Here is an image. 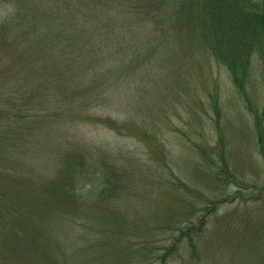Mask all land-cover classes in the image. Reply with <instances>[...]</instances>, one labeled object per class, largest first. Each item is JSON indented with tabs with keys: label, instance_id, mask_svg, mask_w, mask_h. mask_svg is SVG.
<instances>
[{
	"label": "trees",
	"instance_id": "trees-1",
	"mask_svg": "<svg viewBox=\"0 0 264 264\" xmlns=\"http://www.w3.org/2000/svg\"><path fill=\"white\" fill-rule=\"evenodd\" d=\"M137 1L136 8H125V18L116 25L118 18L109 17L117 15V12L124 14L120 12L124 8H118L119 4L111 1L41 0L35 3L32 0H17L21 9L16 15L24 17V25L27 27L25 31L28 32L21 31V36L17 38L6 30L8 36H13L11 42L7 38L3 40V35H0V59L4 57L2 49L13 48L11 56L15 62L24 66L26 64L25 69L13 75L14 82L18 85L22 79L24 82L19 83L26 89H15L0 99V242L7 244L27 238L36 241L40 236H47V231L40 234L31 228L33 225L35 228L42 226L41 212L57 210L68 218L70 224L67 240L72 241H67L68 250L79 249L82 245L80 243L85 241L83 244L94 249L97 255H111L112 260L122 261V264H141L139 257L144 256L132 246L126 248L122 243L132 233L137 236L153 231L140 221H137L136 230H133L128 217L120 214L124 211L115 207L117 205L111 203L110 198L106 202L107 207L101 205L108 188L116 192L115 187H119L110 175L115 169L91 155L81 162L73 161L75 155L67 161V166H61L56 180L47 183L41 177L38 167V164L44 166V160L34 158L38 157V153L33 150L34 143L31 140L35 141L34 137L39 135L36 131H42L46 124L50 130H57L59 115L67 111L76 114L71 119L109 124L112 118L92 117L88 111L96 109L92 99H115L125 103L130 96L147 93L162 98L161 87L164 83L171 86L176 83L180 92L178 94L183 97L178 98L183 99V103L192 97L193 105L188 111L192 130L196 123L198 125L195 128L206 124L205 118L197 110L198 103L205 114H210L211 121L216 120L214 127L218 129V132L215 130L206 136L203 128L195 130V135L200 138L204 136L205 141L197 142L193 149L197 151L200 161L209 168L207 176L213 188L211 185L206 191L196 188H188L185 193L181 191L185 194L182 201L193 204V210L187 213L193 215V218L180 226L179 236L173 239L174 245L185 244L189 251L190 248L193 250V258L200 261V244L208 232L210 219L224 205L264 200V181L258 184L260 187L249 185L232 171L228 143L220 130L224 116L222 102L225 99L220 96L219 86L212 83L216 79L213 70L227 73L232 84L230 100L234 96L237 102H244L250 114L255 115L253 123L248 118L253 127L249 128L256 137V148L264 158V0ZM110 28L113 32H109ZM2 29L0 27V34ZM45 41L49 45L58 46L63 42L61 50L70 48L73 53L80 52L89 57L91 63L97 62L98 65L103 61L99 59L107 54L108 58L114 60V64H107L105 69L98 70V75L94 74V79L90 80L83 74L85 70H80L79 74L70 70L72 62L69 51L68 55L63 54L60 58L64 60L69 56V63H58L61 68L59 80L63 86L56 88L57 82H54L47 91L41 82H28L36 66L47 65L50 57L55 59V50L50 48H41L31 53L35 46ZM124 49L125 52L122 51ZM199 51L203 52L200 57L197 56ZM64 62L67 64L64 65ZM77 64L80 65V60ZM57 71L58 68L55 73ZM172 76L174 79L170 80ZM131 79L136 82L138 80L137 84L131 82ZM224 90L227 92L225 87ZM56 91L65 93L68 104L57 105L51 102L59 98ZM168 91L170 95L175 93V90ZM81 95L85 109L80 104L79 109L76 107V97ZM261 108L262 115L259 114ZM166 110L160 104L154 110L146 105L140 106L138 112L143 116L140 127L144 129L151 126L155 129L152 136L156 137L160 133V118ZM30 156L36 164L26 161ZM79 166L81 174L77 177ZM75 176L76 182L69 186L68 179ZM96 212L111 214H104L103 221H97ZM98 224L114 227L113 239L104 242L99 251L96 250ZM94 231L95 244H92L90 234ZM58 244L61 249L62 242ZM170 247L162 251L168 255L172 251ZM151 253L152 249H148L144 255L147 258ZM111 259L101 262L107 264ZM156 261L154 259L153 262ZM145 263L150 264V261Z\"/></svg>",
	"mask_w": 264,
	"mask_h": 264
},
{
	"label": "rangeland",
	"instance_id": "rangeland-1",
	"mask_svg": "<svg viewBox=\"0 0 264 264\" xmlns=\"http://www.w3.org/2000/svg\"><path fill=\"white\" fill-rule=\"evenodd\" d=\"M32 1L36 3L41 0ZM109 1L119 4L118 8H124L120 11L124 14L117 12V15L109 17V19L118 18L115 22L116 25L122 18H125L123 16L127 12L126 9L132 10L137 7L138 3L137 0H107V2ZM105 5L108 6L107 3ZM20 9L17 0H0V27L1 29L4 27L0 35H3V40L7 38L8 42H11L13 36H8L10 33L19 38L21 31L28 32L25 31L27 27L24 25V17L16 15ZM137 17L139 16L137 15ZM6 30L9 34L5 33ZM109 32H113V30L110 28ZM182 36L188 38L187 35ZM47 42L35 46L31 53L39 51L41 48H50L55 50V59L52 60L50 57L47 65L36 66L32 70L28 82H41L48 91L54 82H57L56 88L62 85L59 80L61 68L58 67V63L68 62L69 56L64 60H60V58L63 54V56L68 55L71 49L61 50L63 42L60 46L58 44L49 45ZM77 46L80 48L79 42H77ZM2 50H4L1 51L4 52V57L0 59V99H4L10 91L15 89L18 91L26 89L22 83H19L24 82L22 79L17 85L13 78V75L26 68V64L24 66V64L15 62L16 60L11 56V53L14 52L13 48ZM122 51L125 52L126 49ZM202 53L199 51L197 56H202ZM79 54L80 52L73 53L71 51L72 64L69 68L76 74H79L80 70H85L83 74H86L90 80L94 79V74L98 75V70L105 69L107 64H114V60L108 58L107 54L99 59V61L103 59L102 63L104 64L100 63L102 65H98L97 62L91 63L89 57ZM79 60L80 65L77 64ZM66 62L63 64L66 65ZM57 68L58 71L55 73ZM213 73L214 79H216L212 83L219 86L220 96L225 99L222 102L224 116L220 130L228 143V156L232 161V171L246 181L245 183L260 187L258 184L264 181V158L258 152L256 137L249 128H253L250 120L253 123V120H256L255 115L250 114L244 102H237L234 96L230 100L232 84L227 73H219L216 70L215 72L213 70ZM173 79L174 76L170 78V80ZM131 82L137 84L138 80L136 82L131 79ZM200 83L202 84V79ZM262 83L264 87V82ZM224 87L227 92H223L225 91ZM132 88L135 89V85ZM161 88L163 89L162 98H156L147 93L130 96L128 99L124 98L127 99L125 103H119L115 99L114 101H112L113 99L110 101L108 99L106 101L92 99L91 101L96 105V109L88 110L92 117L112 118L109 124L93 123L77 118L71 119L76 114L67 111L66 114L59 115L57 130H50L47 124L42 131L38 129L36 132L39 135H36L35 141L31 140V143H34L33 150L38 153H36L38 157L34 158L44 160V166L38 164L41 177L45 178L43 180L47 183L54 182L61 166H65L71 156L75 155L72 160L76 162L86 160L91 155L100 159L102 164H109L110 167H113L115 170L110 172V175L119 187H115L116 192L113 188H108L101 205L107 207L106 202L110 198V202L117 205L115 207L124 211L120 214L128 217L133 230H136L137 221H140L153 231L152 233L146 231L147 233L144 232L137 236L132 233L122 243L126 248L132 246L144 256V258L139 257L138 261L141 264H146L147 260L150 261V264H264V200L224 205L210 219L203 243H197L201 248L200 261L193 258V250L190 248L189 251L188 246H184L185 244L174 245L173 239L179 236L180 226H183L186 221L190 222L193 218V215H189L190 210H193V204L182 201L184 193L188 188L203 191H206L205 189L211 185L213 188L212 181L207 176L209 168L200 161L201 158L197 155V151L193 149L197 142L205 141L204 136L200 138L195 135V130L203 128L206 136L218 132V129L216 130L214 127L216 120L211 121L210 114H205L202 111V106H199L198 103L197 110L200 116L205 118L206 124L204 127L200 125L199 128H195L198 125L196 123L192 130L189 125L190 114L188 113L193 105L192 97L183 103V99H180L183 97L178 94L180 92L176 88V83L172 86L164 83ZM110 89L111 85L107 90V96ZM168 89L175 90V93L168 94ZM56 93L59 98L53 99L51 101L53 104H68L64 92L56 91ZM82 96L76 97L78 109L79 104L84 109L86 108L85 103L81 101ZM159 104L161 108L167 110L159 121L160 133L153 137L155 129L151 126H146L144 129L140 127L143 123L141 122L143 116L138 112V108L146 105L154 110L155 107H159ZM67 107L71 108L68 105ZM259 114H263V108L259 110ZM32 159L30 156L26 161L31 162L32 165L36 164ZM65 160L66 162H64ZM80 170L79 166L76 170L77 177L81 174ZM76 176L68 179L69 186L76 182ZM231 190L234 192V189ZM250 190H247L246 193ZM104 214L110 215L111 213L96 212L95 219L103 221ZM39 215L42 226L35 228L33 225L31 229L40 234L47 231V236H40L36 241L27 238L22 241L13 240L7 244L0 242V264H103L101 260L111 259V255H97L94 249L87 248L83 244L85 241L80 243L82 245L79 249L68 250L67 241H72L71 239L67 240L70 224L68 218L63 216L61 211L47 209ZM113 228L112 225L99 226L98 224L99 239L96 250H102V244L113 239ZM94 234L95 231L90 234L92 244H95ZM60 242H62L61 249L58 244ZM169 246L172 251H169L167 255L162 250ZM116 247L118 246L116 245ZM148 249H152V253L146 258L147 255L144 254ZM154 259L157 261L153 262ZM107 264H122V261L111 259V262Z\"/></svg>",
	"mask_w": 264,
	"mask_h": 264
}]
</instances>
